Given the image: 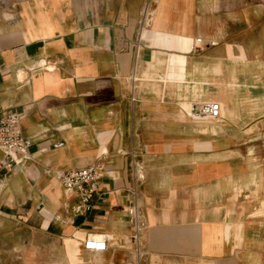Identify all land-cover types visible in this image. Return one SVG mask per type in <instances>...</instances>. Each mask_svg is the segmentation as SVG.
<instances>
[{"label":"crops","instance_id":"crops-1","mask_svg":"<svg viewBox=\"0 0 264 264\" xmlns=\"http://www.w3.org/2000/svg\"><path fill=\"white\" fill-rule=\"evenodd\" d=\"M8 112L0 264H264V0H0ZM97 160L81 207L54 172Z\"/></svg>","mask_w":264,"mask_h":264},{"label":"built area","instance_id":"built-area-1","mask_svg":"<svg viewBox=\"0 0 264 264\" xmlns=\"http://www.w3.org/2000/svg\"><path fill=\"white\" fill-rule=\"evenodd\" d=\"M149 18L150 11L146 8L141 13L139 27L146 26ZM189 114L193 119L216 121L220 118V106L212 101L203 102L190 107ZM29 146V140L21 134L20 117L13 112L0 115V150L5 159L13 162L15 157L25 155ZM102 172V161L97 160L92 165L82 169L55 171L54 177L65 189L76 191L81 207H88L89 201L96 192ZM104 247L105 242L102 235L91 236L83 242V248L91 251H100Z\"/></svg>","mask_w":264,"mask_h":264},{"label":"rangeland","instance_id":"rangeland-1","mask_svg":"<svg viewBox=\"0 0 264 264\" xmlns=\"http://www.w3.org/2000/svg\"><path fill=\"white\" fill-rule=\"evenodd\" d=\"M203 123H208V125L214 126V122L215 121H211V120H206V121H202ZM262 207L264 209V202L262 203ZM263 216H264V212H263Z\"/></svg>","mask_w":264,"mask_h":264}]
</instances>
